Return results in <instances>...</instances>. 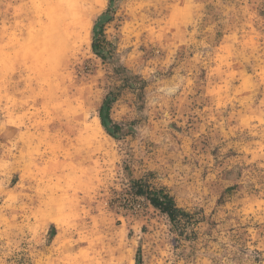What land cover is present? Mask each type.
I'll return each mask as SVG.
<instances>
[{
  "label": "rangeland",
  "instance_id": "obj_1",
  "mask_svg": "<svg viewBox=\"0 0 264 264\" xmlns=\"http://www.w3.org/2000/svg\"><path fill=\"white\" fill-rule=\"evenodd\" d=\"M0 264H264V0H0Z\"/></svg>",
  "mask_w": 264,
  "mask_h": 264
},
{
  "label": "trees",
  "instance_id": "obj_2",
  "mask_svg": "<svg viewBox=\"0 0 264 264\" xmlns=\"http://www.w3.org/2000/svg\"><path fill=\"white\" fill-rule=\"evenodd\" d=\"M93 49L96 53V46L93 44ZM109 109H102L100 117L102 119V124L108 130L106 120L108 119ZM111 133V132H109ZM151 203L154 207L168 213L171 217H175V214L184 213L181 209L176 207L174 200L166 194L164 191H160L157 194V198H152Z\"/></svg>",
  "mask_w": 264,
  "mask_h": 264
}]
</instances>
